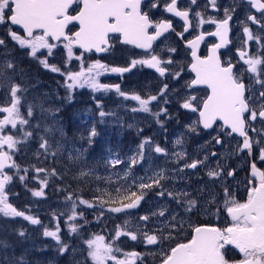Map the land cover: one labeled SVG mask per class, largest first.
I'll list each match as a JSON object with an SVG mask.
<instances>
[{"label":"rangeland","instance_id":"obj_1","mask_svg":"<svg viewBox=\"0 0 264 264\" xmlns=\"http://www.w3.org/2000/svg\"><path fill=\"white\" fill-rule=\"evenodd\" d=\"M51 55L48 58L44 57L50 66L47 69L38 60L27 62L22 67L17 63L18 69L23 68L26 71L24 79L21 80L19 75L9 73V75H15L14 80L6 81V86L0 88V106H9L11 103L9 83L21 84L22 87L28 89L23 94L26 100L22 97V113L26 114L28 103L33 105V116L25 115L30 123L21 130L31 131L33 135L26 140H23L20 135L23 143L17 146L13 156L15 158L19 154L25 164L24 168H19L21 173L16 186L19 190H7L9 183L5 190L8 193L9 203L18 210L13 198L18 196L17 200L26 204L27 213L24 208L21 209L25 216H31L40 221L39 224H32L23 216L5 217L0 213V241H3L0 243V254H15V250L21 248L37 252L36 254H27L23 258L22 264H30L32 259L34 261L43 260L46 264H92L91 259L87 257L85 241L94 235H102L107 241H111L115 232L121 230L136 233L138 239L133 241L130 237L122 235L116 242V247L125 253L135 251L140 256L154 261L160 258L162 248L167 249L176 241L185 239L190 234L192 227L199 222L212 221L227 226L231 223L223 209V190L216 189L212 185L214 180L213 177H209L208 172L210 170L221 172L222 174L217 177V180L226 183L227 173L235 171L233 178L229 179V191L235 194L237 199L242 193L247 192L248 181L251 180L248 175L249 160L245 152L241 150L240 143L236 138L226 136L218 148V156L211 157L210 149L207 146L210 145L213 148L214 144L203 141V137L197 134V129L193 130L190 127L183 129L152 128V126L155 127V123L166 119L170 124L172 120L175 121V119H169L166 114L171 111V105L175 103V99L169 95H164L157 101H153L149 105L151 111L146 113L133 111L132 109L139 108L138 102L132 101L130 98L126 100L119 96L114 89L108 92H93L92 89L85 86L69 91L65 88L67 72H78L81 66L86 69L89 64L97 60L90 56L87 57L86 54L78 53L76 50H73V55L69 58L64 46L58 47L57 56L53 51ZM126 55L128 52L124 51L122 57L124 58ZM120 65L126 67L130 63L122 62ZM51 66L59 68L60 71L52 72ZM146 75L147 73L141 70L122 78L121 90L129 96L139 94L142 98H147ZM116 78L117 75L114 77L101 74L99 81L103 84L116 85L118 81L120 82ZM261 91H264V87L254 88L253 93L259 98ZM41 106L44 109H51V111L42 112ZM161 109L166 111L162 112ZM100 111L106 113L103 118L100 116ZM155 112H160L159 117L152 114ZM258 123L260 126L255 127V131H251L254 144L253 162L264 170V161L260 159L261 149H264V124L261 121ZM37 124H39L38 128ZM93 127L98 135L91 137V143H89V134ZM46 128L51 131H45ZM218 133L219 131L216 132V135ZM18 136L19 134L17 139H19ZM146 139L151 141V145H145L143 158H141L138 152L139 145ZM177 139H180L182 143L177 145ZM44 140L48 141V146L42 149L40 144ZM156 146L164 148L165 152H155ZM176 153L184 155L178 158ZM131 157H135L138 163L129 170V158ZM117 158L122 163L113 165L111 162ZM190 160L202 161V169L196 172L186 169L185 165ZM15 162L18 165L16 159ZM218 165L219 167H217ZM37 168L45 171L37 173ZM23 169H27V171ZM32 170L36 176L41 175L37 181L33 178ZM53 170H55L54 174ZM6 171L10 170L6 169ZM27 172L29 174L26 176ZM82 172L89 174L81 175ZM125 173H128L127 176ZM156 173H162L166 179L161 180L159 185H154L152 188H139L140 183H151L147 177H153ZM21 176L24 177L23 180L20 179ZM52 177L57 179L58 196H63L61 192H66V199L49 196V192L53 190L49 185ZM72 179H75L82 189L87 191L86 196L75 198V188L68 182ZM41 181L47 182L43 187L44 195L36 197L33 195V191L41 189ZM26 187L31 188L29 189L30 194L26 199H23ZM117 187L122 189V196H127L130 192L142 195L140 204L135 209H128L121 213L109 211L110 207H118L121 206V203L130 202L117 196L115 192ZM123 189L129 191H123ZM161 191L165 193L163 196L159 194ZM168 192H172L174 195L186 192L189 194L186 199H195L197 205L186 212L185 201L168 196ZM19 193L21 197L17 195ZM70 194L71 200L67 199ZM213 197L216 198L215 202H212ZM81 200L88 203L82 204ZM112 200H115V203H112ZM73 201L76 203L77 216L75 219L82 222L83 225L87 224V239L83 233L76 235L69 228L64 235L61 228L62 222L72 223L74 221H69V216L72 215ZM92 203L95 205L93 210L80 211L82 205L93 207ZM217 208L220 209L218 213ZM160 211H165V215H152ZM61 214L62 216H59ZM173 215L177 221L183 222L184 231L174 230L171 241L165 239L157 244H147L146 237L141 233L155 234L159 237L160 232L157 229L166 228ZM143 216H148L149 220L141 221L139 218ZM8 220H13L15 229L23 228V241L20 245L12 242L13 229L5 225ZM125 221L129 222L127 227H125ZM57 227L62 244H58L53 237L43 234L45 230L55 231ZM164 235L167 236V231ZM63 244L69 245V248L61 253L59 247ZM239 258L240 256H237V259ZM5 259L10 260L13 257L7 255ZM7 263L21 264V259ZM0 264L3 263L0 261ZM109 264H112L111 261Z\"/></svg>","mask_w":264,"mask_h":264},{"label":"snow or ice","instance_id":"obj_2","mask_svg":"<svg viewBox=\"0 0 264 264\" xmlns=\"http://www.w3.org/2000/svg\"><path fill=\"white\" fill-rule=\"evenodd\" d=\"M248 2L264 18V0H248ZM191 3L195 4L196 0H191ZM211 4L215 7L216 0H211ZM141 5L142 0H0V25H7L8 35L12 41L16 42L20 49L30 50L26 54L31 58L38 59L39 63L47 69L50 67L47 60L39 59L38 53H40L41 49H47L49 54H51V50L57 46L51 41H65L64 47L67 49L69 58L73 55L74 46H79L85 51H92L93 49L96 52L106 51L111 46L109 44L110 34H119V37L122 38L121 42L124 44L135 45L138 48L149 51L152 50L153 42L157 41L169 29H172V23L168 20L154 21L150 18L148 12L142 11ZM155 7H157L156 3L150 5V8ZM165 11L183 18L185 23H188L189 11L177 10V0H171L170 3H167ZM194 15L198 18V26L206 22L216 25V31L209 33V35L220 37V43L213 44L208 49V54L201 57L197 54V49L205 34L201 32L195 39L187 42L191 48L192 58L189 67L191 72L195 73V78L187 83V87L193 88L197 85H205L207 88L206 98L201 100L196 96H189L182 104L183 108L199 114L198 120L194 121L193 125L189 127L194 130V125L202 124L204 128H211L213 123L219 119L231 129V133H238L243 137L242 149L251 150L252 143L247 134L246 126L258 118L264 124V91H261L259 98H257L252 91V87L245 84L244 75L245 73L255 74V83L264 87V80L260 78L264 75V54L250 55L248 52L240 50L238 53L239 60L243 61V65L247 67L243 70H237L230 59L221 60L218 51L227 43L225 36L228 31L229 20L231 19L229 10L225 9V19L219 21L212 19L205 21L199 12ZM247 19L253 23H260L255 15H249ZM72 24L78 25V30L69 34L66 29ZM12 26H20L23 30V35L13 31ZM185 31H187V28H185ZM243 31L247 34L248 40H261L260 36H253L247 26L243 28ZM180 35L182 37L183 33ZM0 46H5L3 39H0ZM260 46L264 48V44ZM174 51L175 49H169V52ZM40 55H43V53H40ZM8 56L9 53L7 52L0 53V88L6 86V81L11 82L14 80L15 75H19L21 80L26 75L25 69H18L14 59H8ZM172 63L171 59L162 61L155 54L148 59H133L130 67L127 68H109L108 65L97 60L89 64L86 69L81 66L78 72H67L65 88L70 91L76 87L83 88L87 86L93 92H108L114 89L119 96L124 97L126 100L130 98L132 101L138 102L139 108H134L132 109L133 111L147 113L151 111L149 105L165 95L167 84L156 95L149 94L147 98H142L139 94L129 96L121 90L119 84L108 85L100 83L99 77L102 73L108 71L128 72L131 67H135L137 64L147 65L155 69L160 76H164L167 68L162 65H170ZM50 70L52 72L60 71L55 66H51ZM9 73L15 75H9ZM173 75L179 76L180 73L176 72ZM249 79H253V77H249ZM8 87H10L11 103L9 106H0V114H2V118H0V213L5 217L23 216L32 224H39V220L31 216H25L24 212L18 211L9 203L5 190L6 185L13 179L12 176L8 175L6 169L16 168L19 170V165L13 159L14 150H17V146L23 143V140L33 135L31 131H21L25 125L30 123L29 119L25 118V115L27 117L33 116V105L31 103L26 105V114L21 112L22 97L28 89L17 83H9ZM23 99L26 100V97H23ZM41 111H51V109H44L41 106ZM56 111H59V109H56ZM161 111L165 112L166 110L161 109ZM152 114L159 117L160 112ZM105 115L104 111H100L101 118ZM36 127L38 128L39 124ZM12 129L17 130V132L15 134L12 133ZM45 131H51V129L46 128ZM252 131H255V129L253 128ZM231 133L228 134L230 135ZM17 134L21 135L23 140L17 139ZM96 135L98 133L93 127L89 134V143H91V137ZM216 142L220 143L218 139ZM181 143L180 139L176 140L177 145ZM146 144L150 146L151 141L146 139L139 145L138 152L141 158H143V149ZM47 146V140L40 144L42 149ZM154 150L157 153L165 152V149L159 146H156ZM176 155L180 158L184 154L176 153ZM129 159L130 170L132 166L138 163V160L135 157ZM260 159L264 161V149H261ZM111 163L118 165L122 161L117 158ZM200 163L202 161H193L185 165V167L195 169ZM251 168L252 179L249 181L247 198L244 201L238 200L228 188L223 189V209L230 217L231 223L223 228L208 224L192 227L190 239L176 243L175 246L167 249H161L160 264H264V170L258 169L255 163L251 165ZM24 171H27V169ZM44 171V169H36L37 173ZM54 172L55 170H53V174ZM88 174L81 173V175ZM127 174L125 173L126 176ZM221 174V172L214 170L208 172L209 177H219ZM227 174L229 176L233 175L232 172ZM20 179L23 180L24 177L21 176ZM147 179L151 183H140V189H148L154 185H159L161 180L166 179V177L162 173H156L153 177H147ZM40 183L41 189L33 191V195L36 197L44 195L43 187L46 186L47 182L41 181ZM123 191L129 190L123 189ZM115 192L122 200L130 202L121 203V206L108 209L114 213L135 209L143 198L142 195H137L135 192L122 196L120 187L115 188ZM159 194L163 196L165 193L161 191ZM108 195L110 196V194ZM167 195L173 196L174 199H183L186 203V212L197 205L195 199H186L189 195L186 192L175 195L172 192H168ZM67 199L71 200V194ZM215 199L213 197L212 202H215ZM111 202L115 203V200ZM80 203L87 204L88 202L81 200ZM101 203L104 202L101 201ZM219 211L220 209L217 208V213ZM152 215L164 216L165 211L153 213ZM76 216V203L73 201L72 215L69 216V221L74 220ZM139 219L148 221L149 217L143 216ZM124 223L125 227L129 224L128 221ZM69 227L71 232L78 231V227L74 224H70ZM176 229L181 232L184 231L183 222L177 221L173 215L168 221L166 228L157 229L160 232L159 237L155 234L147 235L146 233H141V235L146 237L147 244L153 245L165 239L171 241L173 239L172 232ZM166 231L167 236L164 235ZM58 232L59 228L57 227V230H45L43 234L53 237L58 244H62ZM21 235H23V232H21ZM122 235L130 237L133 241L138 239L137 234L134 232L117 230L111 241H107L102 235H94L86 240L87 257L91 259L92 264H109V261L112 264H134V259L139 255L138 253L135 251L125 253L115 246ZM0 243H3V241H0ZM229 246H234L235 249H238L239 253L242 254V258L239 260L230 259L231 250ZM68 248L69 245L63 244L59 247V251L63 253ZM121 255L124 258H120ZM22 261L23 257H21V264Z\"/></svg>","mask_w":264,"mask_h":264},{"label":"flooded vegetation","instance_id":"obj_3","mask_svg":"<svg viewBox=\"0 0 264 264\" xmlns=\"http://www.w3.org/2000/svg\"><path fill=\"white\" fill-rule=\"evenodd\" d=\"M171 0H144L142 1V11L148 12L151 19L154 21L159 20H168L172 23V29H169L165 32L161 37L157 39V41L153 42L152 50H140L137 49L133 45L124 44L121 42V38L119 34H111L109 39L110 47L107 48L106 51L101 52L100 55H96L93 51L89 53H83L79 49L73 47V50H76L78 53L86 54L87 57L90 56L92 59L99 60L101 63L108 65L109 68L117 67V68H127L130 65H120V63H130L133 59H148L151 55H157L162 61L171 59L173 61L170 65H162L167 68V72L164 76H160L155 69L148 67L147 65H140L137 64L135 67H131L130 71L124 73L118 72H104L102 73L103 76L110 75L114 76L117 75V78L120 80L118 84L121 85V79L130 76L136 72L144 70L146 75V93L147 95H156L161 88L167 84V91L165 95H169V97L175 99V103L171 105V111L166 112L169 116V119L172 120L171 124L166 119L159 123H155V127L152 128H165L168 129H183L189 128V126L193 125L194 121L198 120V112L193 113L190 109H185L182 107V104L189 96H196L198 99H204L207 95V88L205 85H197L193 88H188L187 83H189L192 79L195 78V73L191 72L190 64L192 62L191 58V48L188 46V41L195 39L197 35L201 32L205 34L204 39L200 41L197 49V54L201 57L208 54V49L217 43V39L213 35H209V33H213L216 31V25L212 23H204L198 26V18L195 17V13H201L202 18L205 21L212 20H222L225 19V9L229 10V14L231 19L229 20V26L227 31V37L224 47L220 48L219 55L221 60H228L230 59L237 70H243L246 68V65H243V61L239 60V51L243 50L248 52L250 55H259L264 54V48H261V44H264V18L261 17V14L256 9L252 8L251 5L247 0H216V6L213 7L211 4V0H196L195 4L191 3V0H177V10L189 11V18L188 23L186 24L184 19L181 17L175 16L173 13H168L165 11V5L170 3ZM156 3L157 7L150 8V5ZM249 15H255L257 20L260 23H253L247 19ZM247 26L250 31L252 32L253 36H260L261 40H248L247 34L244 33L243 28ZM187 28V31H185ZM13 31H17L19 34L23 35V30L21 27L12 26ZM78 30V25L72 24L68 26L66 32L69 34ZM151 31V29H150ZM181 33L183 36L181 37ZM237 37V38H236ZM0 39L5 41V46H0V53H9L8 59H14V63H18L21 67L25 66L27 62L36 61L38 59L31 58L26 54L27 51L30 50H22L20 49L19 45L16 42L12 41L11 37L8 35V26L7 25H0ZM55 43L57 46L51 50L53 51L55 56H57L58 47L64 46L65 41H51ZM169 49H175L174 52H169ZM126 51L128 55L126 57H122V53ZM43 53V55H40ZM40 53H38L39 59H44V57L48 58L51 54H49L47 49H41ZM52 56V55H51ZM50 60V59H49ZM39 61V60H38ZM182 69V70H181ZM179 72V76L173 75L174 73ZM249 77H253V79H249ZM116 78V80H117ZM264 80V75L260 77ZM244 82L246 85H250L252 87V91L254 92V88H260L261 85L255 83V74L245 73L244 75ZM142 93V91H140ZM160 99V97L158 98ZM175 116V117H173ZM0 118H2V114H0ZM193 121V122H192ZM259 118L255 121H252L250 125L246 126V131L248 136L250 137L252 143V129L255 127L260 126ZM147 125V124H146ZM10 127V126H9ZM19 127V126H18ZM147 128V127H146ZM194 129H197V134L202 136L203 141H207L209 144H214L212 148L210 145L207 148L210 149V156L217 157L218 156V148H220L221 144L225 140L226 136L234 137L240 143V148L243 152H245L248 160H249V169L248 175L252 179V172H251V165L253 162V147L254 144L252 143L251 150L249 149H242V138L236 136L235 134L231 133V130L223 124L221 120H217L213 123L212 127L209 129H205L201 124L194 125ZM22 130V129H21ZM216 135V132H218ZM12 133H16L17 130L12 129ZM228 133H231L230 135ZM18 135V134H17ZM21 139L20 135L18 136ZM217 139L220 143H217ZM195 142L197 140H194ZM205 151V149H204ZM215 154V155H213ZM19 155V154H18ZM197 161V160H193ZM192 160L187 161L188 164L193 162ZM257 167V166H256ZM260 170H263L257 167ZM264 168V167H263ZM191 172H196L202 169V164H198V166L191 170L190 168L186 167ZM226 169V168H225ZM232 172L233 175L227 177V182L224 183L222 180H217V177H213L214 182L212 185L216 189L223 190L224 188H228L229 179L233 178L235 175V171ZM189 180V179H186ZM250 181V180H249ZM248 181V184H249ZM247 198V192L245 194L242 193L241 196L238 197V200L244 201ZM226 217L231 221L230 217L225 212ZM223 222V221H221ZM208 224L211 226L216 227H227V225L218 222L212 221H202L197 223V225H204ZM194 226V227H195ZM191 233V230H190ZM190 234L185 237V239L176 241L172 246H175L176 243L185 242L186 239H190ZM171 246V247H172ZM231 249V256L230 259L239 260L242 258L237 250L234 247H230ZM237 256H240L237 259ZM121 258H124L123 256ZM112 263V262H111ZM134 264H160V258L155 259L154 261H150L145 256L138 255L134 259Z\"/></svg>","mask_w":264,"mask_h":264},{"label":"trees","instance_id":"obj_4","mask_svg":"<svg viewBox=\"0 0 264 264\" xmlns=\"http://www.w3.org/2000/svg\"><path fill=\"white\" fill-rule=\"evenodd\" d=\"M32 142V141H31ZM14 160L16 159L17 161H18V165H19V168L20 167H23L24 168V166H25V164H24V160H21V157H19V155H18V157H15V158H13ZM52 169V168H51ZM7 170H9V169H7ZM17 169L16 168H12V169H10V171H7V173H8V175H10V176H12L13 177V181L11 180L10 182H9V186L7 187V190H9V189H11V191H17V190H19V188L18 187H16L17 186V182H18V178H19V176H20V173L21 172H19V170H17L18 171V173H17V171H16ZM24 170V169H23ZM16 171V172H15ZM32 173H33V178L37 181L40 177H41V175L39 174L38 176H36L35 175V172L32 170L31 171ZM29 174V172H27L26 173V176ZM49 177H51V175H49ZM26 178V177H25ZM68 182L71 184V185H73L74 186V188H75V195H76V199H77V197H81L82 195H87V191L86 190H83L82 189V187L77 183V181L75 180V179H72V180H68ZM50 184V188L51 189H53L52 191H50L49 193V196H51L52 198H54V197H59V198H64V199H66V196H67V193L66 192H61L62 194H63V196H58V191H57V179L55 178V177H52L51 178V181L49 182ZM12 185H13V188H12ZM21 188V187H20ZM35 188H37V186H35ZM29 189H31V188H28V187H26V191H25V197L23 196V199H26L28 196H29V194H30V191H29ZM21 190H22V188H21ZM11 194H13L12 192H10ZM7 195H8V193H6ZM14 195V194H13ZM17 195H19L20 197H21V194L19 193V194H17ZM14 198V201H15V203H16V207L18 208V211H21V209L22 208H24V210H25V212L27 213V207L25 206L26 204H22V201L20 202L19 200H17L18 199V196H17V198H16V196L15 197H13ZM77 201V200H76ZM24 202V201H23ZM24 203H26V202H24ZM94 203H92V205H93ZM21 206V207H20ZM95 207V205H93V207L91 206H88V205H82V207L80 208V211H84V212H87L88 211V209H91V210H93V208ZM23 210V211H24ZM59 216H62V215H59ZM79 219H81L82 220V218L81 217H79ZM60 224V223H59ZM70 224H74V225H76L77 227H78V231L77 232H74L76 235L77 234H81V233H83L85 236V239H87L88 238V235H87V232H86V230L88 229L87 228V224L86 225H83V223L82 222H78V220L77 219H74V221L72 222V223H64V222H62L61 223V228L63 229V231H64V235H66V231H67V228H69L70 229V227H69V225ZM6 227H10V228H12L13 229V243H17L18 245H20V243L23 241V236L21 235V232H22V230H23V228H21V229H15L14 228V222H13V220H8L7 222H6ZM90 238V237H89ZM16 251V253L15 254H0V261L3 263V264H8L7 262L8 261H13V262H16L17 260H19V259H21V257H23V258H25L26 257V255L27 254H36L37 252L35 251V250H31V251H28V250H22L21 248L20 249H18V250H15ZM7 255H11L12 257H13V259H10V260H6L5 258H6V256ZM236 259V258H235ZM30 264H46L45 262H43V260H40V259H37L36 261H34L33 259L31 260V262H30Z\"/></svg>","mask_w":264,"mask_h":264},{"label":"water","instance_id":"obj_5","mask_svg":"<svg viewBox=\"0 0 264 264\" xmlns=\"http://www.w3.org/2000/svg\"><path fill=\"white\" fill-rule=\"evenodd\" d=\"M142 1H144V0H142ZM248 1V0H247ZM18 27H20V26H18ZM111 35V34H110ZM227 33H226V36H225V39H226V37H227ZM215 38L217 39V43H220V37H218V36H215ZM121 41H122V38H121ZM216 43V44H217ZM128 45H131V44H128ZM133 46H135V45H133ZM75 48H77V49H79V50H81L82 52H84V53H89V52H91V51H85L84 49H82V48H79V46H74ZM136 47V46H135ZM137 49H140V50H146V49H141V48H138V47H136ZM97 56L98 55H100L101 54V52H96L95 51V49H93L92 50ZM219 120V119H218ZM223 122V121H222ZM202 125V124H201ZM203 126V125H202ZM205 129H209V128H205ZM230 129V128H229ZM231 130V129H230ZM233 134H235L236 136H238V137H240V138H242V144H243V137H241L238 133H233ZM244 150V149H243ZM191 170H194L193 168H190ZM251 172H252V168H251ZM229 247H234V246H229ZM237 250V252L239 253V250L238 249H236ZM240 254V253H239ZM240 255H242V254H240Z\"/></svg>","mask_w":264,"mask_h":264}]
</instances>
